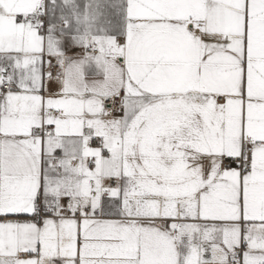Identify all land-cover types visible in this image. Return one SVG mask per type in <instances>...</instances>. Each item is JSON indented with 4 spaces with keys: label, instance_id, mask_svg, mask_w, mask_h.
<instances>
[{
    "label": "snow or ice",
    "instance_id": "6c2138e0",
    "mask_svg": "<svg viewBox=\"0 0 264 264\" xmlns=\"http://www.w3.org/2000/svg\"><path fill=\"white\" fill-rule=\"evenodd\" d=\"M0 264H264V0H0Z\"/></svg>",
    "mask_w": 264,
    "mask_h": 264
}]
</instances>
